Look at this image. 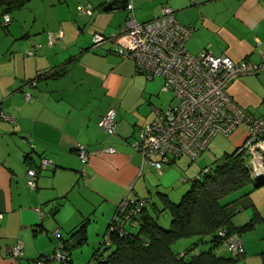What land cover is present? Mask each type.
Returning a JSON list of instances; mask_svg holds the SVG:
<instances>
[{"label": "crops", "instance_id": "0c3cea01", "mask_svg": "<svg viewBox=\"0 0 264 264\" xmlns=\"http://www.w3.org/2000/svg\"><path fill=\"white\" fill-rule=\"evenodd\" d=\"M168 1L179 24L193 28L188 53L208 50L234 62H258V50L264 51V0ZM46 38L23 42L20 50L0 56V112L14 118L13 123L0 120V264H12L6 251L17 241L23 246L18 264H34L61 242L73 244L71 234L83 224L87 239L92 224L99 225L97 237L103 238L123 200L146 199L152 174L149 169L141 173V157L132 145L154 111L136 119L122 99L126 84L142 76L135 63L120 59L114 44L92 51L91 41H64L63 34L48 48ZM37 45L41 49L33 51ZM227 92L252 116L264 115V73L233 80ZM111 108L118 124L113 137L97 126ZM230 138L240 147L244 129ZM78 145L91 154L84 176ZM108 147L116 153H104ZM42 160L51 165L41 167ZM29 170L37 175L33 191L26 187ZM251 204L264 219V207ZM98 243H90L92 251ZM243 248L244 258L255 257L250 245ZM71 259L74 263L72 254Z\"/></svg>", "mask_w": 264, "mask_h": 264}, {"label": "built area", "instance_id": "2783aa9c", "mask_svg": "<svg viewBox=\"0 0 264 264\" xmlns=\"http://www.w3.org/2000/svg\"><path fill=\"white\" fill-rule=\"evenodd\" d=\"M126 11L127 19L118 33L109 38L94 34L91 50L109 44L116 45L115 53L120 59L134 62L137 72L149 81L159 78L162 81L161 92L172 94L175 101L164 112L154 110L153 119L137 133L132 147L141 157V173L142 170L149 169L160 175L165 167L174 164L181 157L195 161L208 150L215 137L230 138L239 128H243L246 138L238 151L248 158L247 170L250 177L264 180V115L252 116L240 108L227 92L233 80L264 73V51L258 50V62H234L208 50L192 55L187 52L186 44L192 36L193 28L179 24L171 6H162L159 15L145 23L136 21L133 0H128ZM77 12L82 16L92 17L93 8L90 5L79 6ZM2 21L4 26L11 22L7 15L3 16ZM62 38L61 31L49 33L45 45L52 48ZM41 47L37 45L33 51ZM25 99L32 102L29 95ZM0 120L14 122L13 117L2 112ZM97 126L106 135L115 136L118 128L115 109H109L99 119ZM75 152L83 167L81 174L84 176L91 154L81 145L76 147ZM104 153L113 155L116 151L113 147H108ZM50 165L48 160L41 161V167ZM209 170L210 168L204 172L208 173ZM36 177L35 171L27 172L26 187L30 191L36 189ZM142 205L140 203L138 207L141 208ZM118 206L119 212L123 213L129 206V201L123 200ZM122 225L116 224L115 229H121ZM220 236L224 238L223 246L229 253L237 256L245 254L240 237L226 236L225 232H221ZM22 251L20 241L8 247L7 257L12 264L19 263ZM65 259L66 256L60 252L53 256V260L58 263Z\"/></svg>", "mask_w": 264, "mask_h": 264}, {"label": "rangeland", "instance_id": "374dc122", "mask_svg": "<svg viewBox=\"0 0 264 264\" xmlns=\"http://www.w3.org/2000/svg\"><path fill=\"white\" fill-rule=\"evenodd\" d=\"M108 2V0H0V56L8 54L10 50L12 52L20 50L23 42L30 43L49 33L56 34L60 31L64 34V41L75 40L81 44H88L94 34L108 38L114 36L118 33V27L124 25L128 12L124 10L105 13L103 9ZM167 4H170L168 0H133L136 21L138 23L150 21L154 10L160 5ZM88 5L94 9L93 17L82 16L77 12L79 6ZM4 15H7L11 21L8 26L3 24ZM122 99L125 101V108L130 110L129 115H133L136 119H144L154 110L164 112L175 103L172 94L161 92L159 78L151 82L143 75L126 84ZM230 139L217 136L208 150L197 160L190 161L186 157H181L174 164L165 167L162 175L151 172L147 184L148 193L145 194L148 200L146 208L162 229H169L171 217L167 211L154 212V206L159 210L163 209L160 195L165 196L172 204H178L190 190L193 180L204 179L203 170L209 167L215 169L223 163L225 154L231 155L242 147L243 144L237 148ZM236 200L238 201L234 207L239 212L234 214L231 224L234 229H243L246 224L253 226L249 228L251 230L241 233V240L243 245H250L255 257L242 258L235 264H262L264 219H261L262 217L256 214L253 208L248 209L247 205L253 200L257 206L264 207V186L255 188L254 185L249 184L225 198L223 204ZM247 214L249 216L245 219ZM98 226L92 224L90 229L93 230L88 235L87 243L71 251L75 258L73 264H89L93 254L90 243L99 240V245L102 241V235L97 237ZM132 232L135 233L137 230ZM197 241V239L181 241L175 245L174 250L177 253L185 252ZM209 241L210 239H205V244L200 245L196 253L209 250L211 247ZM214 253L225 258L235 256L223 246L216 247Z\"/></svg>", "mask_w": 264, "mask_h": 264}, {"label": "trees", "instance_id": "16d2710c", "mask_svg": "<svg viewBox=\"0 0 264 264\" xmlns=\"http://www.w3.org/2000/svg\"><path fill=\"white\" fill-rule=\"evenodd\" d=\"M247 162L248 158L238 150L231 155L225 154L221 165L215 169L209 167L208 173L204 171L209 168L203 170L205 177L202 181L198 178L192 181L190 190L178 204H172L160 195L163 209L156 206L153 209L157 213L167 211L170 214L168 230L162 229L147 211V199H125L129 206L123 213L117 206L89 264H235L245 254L225 258L216 255L214 249L223 246L221 232L241 238L242 232L253 227L246 224L243 229H234L231 219L239 212L234 207L238 200L223 204L225 198L249 184L255 188L264 186V180L250 177ZM140 203H143L141 208L138 207ZM252 207V204L247 205V208ZM116 224H123L122 228L115 229ZM134 230L137 232H132ZM190 239L198 241L185 252H175L177 243ZM205 239H210V249L196 253L198 247L205 244ZM71 240L74 243L70 246L61 242L52 253L38 257L34 264L58 263L53 260L56 252L66 256L65 261L59 264H73L71 251L87 243L85 224L71 234Z\"/></svg>", "mask_w": 264, "mask_h": 264}, {"label": "water", "instance_id": "95a60500", "mask_svg": "<svg viewBox=\"0 0 264 264\" xmlns=\"http://www.w3.org/2000/svg\"><path fill=\"white\" fill-rule=\"evenodd\" d=\"M128 0H122L121 2L117 1H112L107 4V6L103 9L104 12H109V11H123L126 9Z\"/></svg>", "mask_w": 264, "mask_h": 264}]
</instances>
